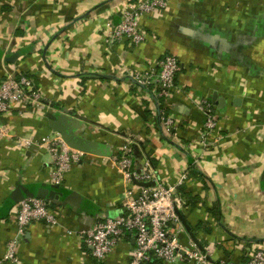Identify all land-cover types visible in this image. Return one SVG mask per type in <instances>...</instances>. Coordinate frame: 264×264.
I'll use <instances>...</instances> for the list:
<instances>
[{"label": "crops", "instance_id": "crops-1", "mask_svg": "<svg viewBox=\"0 0 264 264\" xmlns=\"http://www.w3.org/2000/svg\"><path fill=\"white\" fill-rule=\"evenodd\" d=\"M131 1L0 0V84L26 73L51 104L0 115L10 136L0 139V209L19 186H54L52 157L14 146L49 134L46 114L65 116L69 134L96 153L65 174L63 196L50 202L57 224L34 222L19 235L18 203L0 218V258L17 240V263L5 264H128L130 234L102 261L80 235L124 212L125 185L110 160L127 143L137 169L149 163L170 184L188 175L179 190L183 244L211 253L210 264H245L253 248L264 251V0H167L141 19L143 43L111 42L108 25ZM166 54L181 66L163 100L178 122L174 136L159 121L157 89L127 77ZM203 100L218 117L205 143Z\"/></svg>", "mask_w": 264, "mask_h": 264}, {"label": "built area", "instance_id": "built-area-1", "mask_svg": "<svg viewBox=\"0 0 264 264\" xmlns=\"http://www.w3.org/2000/svg\"><path fill=\"white\" fill-rule=\"evenodd\" d=\"M166 8L167 0L129 2L121 11L119 22L108 25L109 40L112 42L125 39L134 45L143 43L147 36L140 28L141 19L156 10ZM180 70L177 57L166 54L156 65H149L143 70H128L127 77L136 87H155L158 91L156 96L166 99L175 87V79ZM16 105H22L33 112H44L51 106L33 79L22 73L6 76L0 85V114L9 112ZM200 109L205 116L201 141L205 143L216 129L218 117L213 106L206 100L201 102ZM161 114L158 109L159 121L164 130L174 136L178 122L172 114ZM9 137L7 128L0 126V139ZM14 146L22 151L36 146L37 149L47 152L53 162L52 184L58 187L63 184L64 176L72 166L81 162L87 154L69 147L62 137L52 130L39 139L34 135L18 138L14 141ZM110 162L125 185L124 212L115 218L99 220L91 228L80 233L84 243L91 250L92 258L102 261L117 248L126 234H130L134 239V246L129 251L128 264H148L153 261L163 264H210L211 253L199 250L189 243V246H186L177 236L181 230L178 214L183 206L178 190L186 184L188 175L184 172L170 184L162 182L149 163L137 169L129 143L122 147L120 154L111 157ZM135 182L149 185L138 186ZM15 220L19 235H23L34 222L57 224L50 201L34 197L18 202ZM16 243L17 240L8 242L0 264L17 263ZM215 264L232 263L219 260ZM245 264H264V251L253 248Z\"/></svg>", "mask_w": 264, "mask_h": 264}, {"label": "water", "instance_id": "water-1", "mask_svg": "<svg viewBox=\"0 0 264 264\" xmlns=\"http://www.w3.org/2000/svg\"><path fill=\"white\" fill-rule=\"evenodd\" d=\"M158 113V109H157ZM46 116L52 121V125L50 129L53 132L58 133L64 142L71 148L82 151L87 154L95 155V151L87 144L83 143L84 141L81 139H76L74 136L69 134L65 127V120L67 118L65 116H56L52 112L46 114ZM138 186H148L149 184L137 183ZM58 186H53L52 190L46 189L44 187H39L35 185L31 186H19L15 192L10 196L9 200L6 202L5 206L0 209V218L8 213L11 207L18 203L20 200L24 198L34 197L38 199H43L52 202L54 199L58 200L59 197L63 196L64 191H59ZM73 196H69L68 198L71 199ZM179 215V214H178ZM4 217V216H3ZM180 218V215H179ZM181 220V219H180ZM201 250V249H200Z\"/></svg>", "mask_w": 264, "mask_h": 264}, {"label": "trees", "instance_id": "trees-1", "mask_svg": "<svg viewBox=\"0 0 264 264\" xmlns=\"http://www.w3.org/2000/svg\"><path fill=\"white\" fill-rule=\"evenodd\" d=\"M22 74H25L26 76H29L28 74H26V73H23V72H21ZM4 81V80H3ZM2 84V83H1ZM0 84V85H1ZM145 89H148V90H150L151 88H149V87H147V88H145ZM158 92V91H157ZM158 100V109H159V111H160V114H161V112H164V113H168V111H167V109L165 108V106H164V104H163V98H158L157 99ZM1 115V114H0ZM162 115V114H161ZM160 116V115H159ZM179 190H180V188H179ZM179 190H178V192H179ZM155 263H161V262H157V261H153V262H150V263H148V264H155ZM162 264V263H161Z\"/></svg>", "mask_w": 264, "mask_h": 264}]
</instances>
